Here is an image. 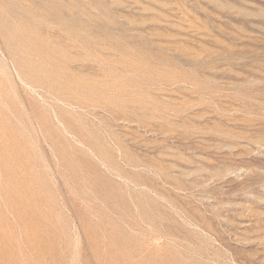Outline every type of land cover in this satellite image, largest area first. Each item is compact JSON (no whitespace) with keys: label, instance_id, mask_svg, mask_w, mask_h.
<instances>
[{"label":"rangeland","instance_id":"rangeland-1","mask_svg":"<svg viewBox=\"0 0 264 264\" xmlns=\"http://www.w3.org/2000/svg\"><path fill=\"white\" fill-rule=\"evenodd\" d=\"M0 264H264V0H0Z\"/></svg>","mask_w":264,"mask_h":264}]
</instances>
